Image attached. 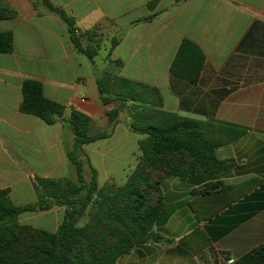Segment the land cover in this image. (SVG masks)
I'll list each match as a JSON object with an SVG mask.
<instances>
[{
	"label": "crops",
	"instance_id": "0c3cea01",
	"mask_svg": "<svg viewBox=\"0 0 264 264\" xmlns=\"http://www.w3.org/2000/svg\"><path fill=\"white\" fill-rule=\"evenodd\" d=\"M50 1L74 18L77 33L97 29L105 56L98 63L99 54L94 62L81 54L63 21L41 9L40 0H0V10L10 13L0 18V34L12 37V50L0 52V190H8L16 206L35 205L37 178H77L68 160L73 112L90 119V136L108 134L84 145L85 179L94 171L99 186L126 184L148 136L131 129L132 101L102 102L98 79L110 72L148 87V103L140 106L146 114L162 109L202 124L226 163L220 172L165 179V205L154 227L164 239L138 245L117 264H235L262 245L264 0ZM184 40L205 57L196 83L171 73ZM28 80L64 108L55 123L21 111ZM114 109L119 121L110 125L108 111ZM192 202L204 220L197 219ZM38 212H27V219L42 214L58 226L65 208Z\"/></svg>",
	"mask_w": 264,
	"mask_h": 264
},
{
	"label": "trees",
	"instance_id": "16d2710c",
	"mask_svg": "<svg viewBox=\"0 0 264 264\" xmlns=\"http://www.w3.org/2000/svg\"><path fill=\"white\" fill-rule=\"evenodd\" d=\"M39 7L57 15L69 30L76 49L91 62L101 49L97 29L77 33L76 23L67 12L50 0H40ZM10 16L0 10V18ZM117 44L112 40L111 47ZM12 50V37L0 34V52ZM204 54L189 40H184L172 63L171 73L189 83L200 77ZM102 102L134 103L131 129L145 134L141 142V159L126 184L110 193L97 188L95 172L89 182L84 177L85 162L80 159L82 147L108 134L89 135L90 119L73 112L68 124L73 132V147L68 160L77 174L76 181L64 179H36L38 202L16 206L8 190H0V264H117L119 258L130 254L135 247L159 243L164 238L154 232L155 223L165 205L162 182L172 176L186 179L198 171L220 172L226 163L218 159L216 146L206 138L203 125L162 109L152 114L141 110L146 104L147 86L106 72L98 79ZM111 96V97H110ZM152 96L159 97L154 90ZM21 111L53 124L64 108L43 96L42 85L28 80L23 85ZM147 115V117H146ZM109 124L117 122L119 111H108ZM85 190V199L82 192ZM54 206L65 207L64 222L56 233L21 224L19 217L27 212L46 211ZM191 207L199 221L204 220L198 204ZM92 209L89 221L76 225L87 210ZM235 264H264V243Z\"/></svg>",
	"mask_w": 264,
	"mask_h": 264
},
{
	"label": "rangeland",
	"instance_id": "374dc122",
	"mask_svg": "<svg viewBox=\"0 0 264 264\" xmlns=\"http://www.w3.org/2000/svg\"><path fill=\"white\" fill-rule=\"evenodd\" d=\"M105 56V52L102 50L101 51V53L99 54V56H98V58H97V61H98V63H101L102 62V59H103V57ZM131 109V106L129 107V111H131L130 110ZM122 110H124V108L122 109ZM119 121V120H118ZM85 149H87V146H84L83 148H82V155L80 156V159H82L84 162H85V168L87 167L86 165H87V160H86V158H85V154H86V152H85ZM87 151V150H86ZM133 156H132V160H134L135 159V153H133L132 154ZM73 177V176H72ZM86 177H87V179H86V181L87 182H89L90 181V179H91V177H90V174L88 173V174H86ZM71 179H73V180H75L76 181V176H74L73 178H71ZM97 186H98V189L99 190H102V191H104V192H106V193H110V192H113L114 190H116L118 187L117 186H115V184L114 183H111V182H107L104 186H99V184H98V182H97ZM85 197V190L82 192V196H81V200L80 201H84V198ZM65 208V207H64ZM92 212V209H90V210H87L85 213H84V215H82L80 218H79V220L77 221V223H76V225L78 226V227H81V226H84L88 221H89V219H90V213ZM36 213H39L38 211L37 212H35V213H31V214H36ZM65 216V215H64ZM27 217H28V214H26V213H24V214H22L20 217H19V222L21 223V224H26V225H30V226H32V227H35V228H38V229H42V230H45V231H48V232H50V233H56L57 232V230L59 229V227L63 224V222H64V217L62 218V221L59 223V225L58 226H53V224H50V221H48L47 220V217H45V216H43L42 214L40 215H36L35 216V219H33V220H30V219H27ZM174 241H172L171 243H173Z\"/></svg>",
	"mask_w": 264,
	"mask_h": 264
},
{
	"label": "built area",
	"instance_id": "2783aa9c",
	"mask_svg": "<svg viewBox=\"0 0 264 264\" xmlns=\"http://www.w3.org/2000/svg\"><path fill=\"white\" fill-rule=\"evenodd\" d=\"M233 263H234V260H230V261H229V264H233Z\"/></svg>",
	"mask_w": 264,
	"mask_h": 264
}]
</instances>
